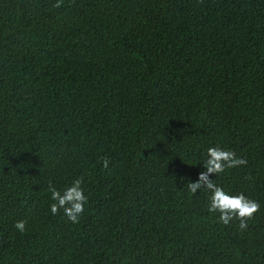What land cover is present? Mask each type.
Returning a JSON list of instances; mask_svg holds the SVG:
<instances>
[{"label": "trees", "instance_id": "obj_1", "mask_svg": "<svg viewBox=\"0 0 264 264\" xmlns=\"http://www.w3.org/2000/svg\"><path fill=\"white\" fill-rule=\"evenodd\" d=\"M216 146L244 230L187 187ZM0 264H264V0H0Z\"/></svg>", "mask_w": 264, "mask_h": 264}, {"label": "clouds", "instance_id": "obj_2", "mask_svg": "<svg viewBox=\"0 0 264 264\" xmlns=\"http://www.w3.org/2000/svg\"><path fill=\"white\" fill-rule=\"evenodd\" d=\"M55 6L58 7L59 4ZM247 163V159L238 157L235 151L225 150L219 146L210 147L207 150V159L203 164L205 170L198 174L195 182H189L187 185L192 193H196L201 188L208 190L211 193L208 211L210 213L218 212V220L224 225H228L234 218L238 219L241 230L247 227V221L251 220L260 210V204L243 193L238 195L229 194L210 177L212 175L218 176L224 173L226 169L247 166ZM109 164L110 160L107 157L101 158L103 169L107 170ZM82 183L83 179L78 177L63 192L50 184L48 192L51 193V200L54 201L50 205L52 215L58 214L63 209L64 215L70 222H79L88 202V197L81 187ZM14 227L23 233L26 230V221H17Z\"/></svg>", "mask_w": 264, "mask_h": 264}]
</instances>
